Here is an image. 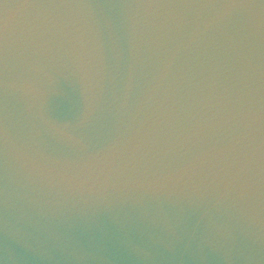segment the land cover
I'll use <instances>...</instances> for the list:
<instances>
[{"label":"water","instance_id":"water-1","mask_svg":"<svg viewBox=\"0 0 264 264\" xmlns=\"http://www.w3.org/2000/svg\"><path fill=\"white\" fill-rule=\"evenodd\" d=\"M82 5L95 13L102 57L74 26ZM223 5L238 7H205ZM17 18L39 27L21 40ZM74 60L93 82L83 128ZM48 120L71 126L90 152L161 129L208 145L251 131L264 201V0H0V264H264L252 202L183 196L212 186L223 154L208 153L219 168L143 185L177 195L118 198L109 188H137L141 173L77 162Z\"/></svg>","mask_w":264,"mask_h":264},{"label":"clouds","instance_id":"clouds-1","mask_svg":"<svg viewBox=\"0 0 264 264\" xmlns=\"http://www.w3.org/2000/svg\"><path fill=\"white\" fill-rule=\"evenodd\" d=\"M215 9L218 16H227L237 5L205 6ZM77 9L87 10L86 13H73L74 26L81 31L87 32L89 38L96 41L97 47H102L99 36L93 30L92 20L95 16L90 6H77ZM17 18L16 24L19 29L20 39L29 37L39 24V18ZM9 56L5 55V68L8 66ZM76 71L84 91L85 110L81 115L76 127H86L91 116V105L93 102V82L90 67L83 60L76 63ZM48 130L57 139L70 144L78 153L81 164L92 162L103 163L113 168L127 169L131 172L141 173L143 180L141 186L129 189L127 187L109 188L115 195L120 197H130L135 195H150L153 197H167L177 195L172 192L156 190L148 185L160 184L166 176L178 168H194L200 165L209 164L211 168H219V161L209 160L208 153L218 152L223 154V160L227 161L226 167L217 172L218 179H214L210 188L202 191L193 190L184 192L183 196L189 198L207 199L213 197L218 201L230 199L239 203L245 199L252 202V211L248 213L250 224L255 228V235L259 239L264 237V210H257L255 205L260 203L264 209V201L260 193L255 190L257 183V172L254 167L257 153L260 146L256 143L251 131L245 136H237L227 145L205 144L200 140L192 138V132H177L175 130L164 131L161 129L154 134H146L135 140H117L104 149L97 152H90L83 136L76 134L73 128L67 124L57 121H46ZM106 156L107 159H101ZM101 191L98 192L100 196Z\"/></svg>","mask_w":264,"mask_h":264}]
</instances>
